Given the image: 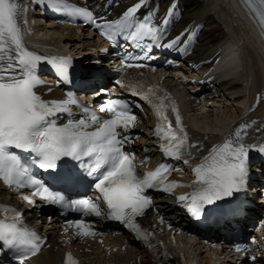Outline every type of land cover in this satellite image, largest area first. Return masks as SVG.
<instances>
[{
  "label": "snow or ice",
  "instance_id": "snow-or-ice-1",
  "mask_svg": "<svg viewBox=\"0 0 264 264\" xmlns=\"http://www.w3.org/2000/svg\"><path fill=\"white\" fill-rule=\"evenodd\" d=\"M147 3L148 0H137L120 20L99 24L89 8L69 7L67 0H48L50 8L95 24L113 43L116 35L127 31V38L136 42V47L144 48L146 57L153 45L141 44L140 41L149 39L167 48H173L180 42L178 36L166 45H159L163 36L160 26L147 20L135 22V13ZM244 3L264 36V0H244ZM19 14V0H0V180L9 187H32L45 202L84 216H101L102 209L98 201L102 198L110 219L119 221L133 231L137 239L153 247L152 233L142 229L135 219L152 206L147 190L159 188L165 176L175 169L168 164H161L143 177L137 176L135 154L129 155L122 148L129 141L122 132L133 126L137 119L125 100L109 99L102 106L101 111L110 114L108 118L80 105L83 115L89 116V119H69L67 123L59 124L56 117L61 114L71 117L74 114L70 106L78 105L79 102L71 94L61 101L42 99L35 90L44 83L37 74V65L46 61L64 81L70 83L68 73L71 58L46 57L29 51L23 42ZM173 14L174 5L169 8L166 17ZM162 23L167 25V18ZM195 34L192 32L189 39ZM178 50L185 51L184 48ZM141 99L155 110L158 121H164L163 127L157 124V135L162 136L161 148L166 156L182 159L187 164L189 160L185 157L199 154L196 152L199 146L189 141L178 106L170 94L155 96L154 90L150 89ZM169 109L175 116V127L166 114ZM97 125L94 131L88 130ZM249 127L248 124H241L234 129L222 144L213 146L209 155L204 156L193 169L195 180L190 185L193 192L178 198L192 217L199 219L205 215L206 208L211 210L209 206L245 190L249 177V151L255 149L264 153V144L258 146L245 142ZM17 150L27 154L28 160L17 154ZM65 158H68V162L58 168L59 162ZM31 165L45 172L51 171L53 187L50 188L43 180L32 175ZM56 185L63 186L66 191L90 186L101 195L96 198L83 196L69 199L64 192L53 190ZM173 187L175 182H170L163 190L171 193ZM24 199L35 204V200L29 197ZM12 211L14 215L11 222L6 216L0 218V244L12 253L15 264H27L29 258L40 251L43 238L22 226V213ZM70 223L81 230L78 235H94L84 220ZM236 250L247 251V247L237 245ZM252 260L255 261V257ZM67 261L68 264H77L70 253L67 254Z\"/></svg>",
  "mask_w": 264,
  "mask_h": 264
},
{
  "label": "bare ground",
  "instance_id": "bare-ground-1",
  "mask_svg": "<svg viewBox=\"0 0 264 264\" xmlns=\"http://www.w3.org/2000/svg\"><path fill=\"white\" fill-rule=\"evenodd\" d=\"M184 3L186 10L182 26L193 19L207 22L201 43L192 59H207L224 47L231 49L237 47L242 57L240 66L231 70L226 78L221 80L219 90L222 97L218 99L216 108L205 115H198L200 116L197 120L198 126L195 127L201 132L215 133L217 128L225 127L231 118L240 112V103L246 99L248 91L253 97L255 92L264 87V52L231 0H184ZM45 31L46 35L53 34L61 45L78 53L86 54V47L92 43L89 37H81L73 30L67 35H63V30L59 28H54L53 32L47 29ZM221 107L226 109L223 111ZM199 131L195 132L198 134ZM5 194V189L0 185V195ZM198 249L200 247H195L194 252L203 262L204 251L198 252ZM87 258L90 262L107 264L95 254ZM60 260L58 251L51 249L37 256L35 264H56ZM145 261L154 264L150 258ZM119 264L125 263L119 260Z\"/></svg>",
  "mask_w": 264,
  "mask_h": 264
}]
</instances>
